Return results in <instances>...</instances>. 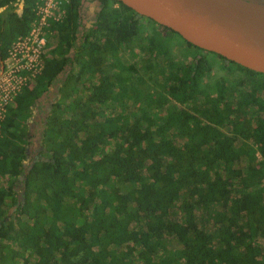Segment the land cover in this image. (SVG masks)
Here are the masks:
<instances>
[{
  "label": "trees",
  "instance_id": "obj_1",
  "mask_svg": "<svg viewBox=\"0 0 264 264\" xmlns=\"http://www.w3.org/2000/svg\"><path fill=\"white\" fill-rule=\"evenodd\" d=\"M36 3L0 0V61ZM82 3L51 24L0 121V264H264V75L149 35L113 0L87 28ZM135 48L140 69L119 55Z\"/></svg>",
  "mask_w": 264,
  "mask_h": 264
},
{
  "label": "water",
  "instance_id": "obj_2",
  "mask_svg": "<svg viewBox=\"0 0 264 264\" xmlns=\"http://www.w3.org/2000/svg\"><path fill=\"white\" fill-rule=\"evenodd\" d=\"M113 1L121 3L139 17L151 20L160 28L178 34L203 52L218 55L227 62L264 75V1ZM19 7L17 13L20 16L22 2Z\"/></svg>",
  "mask_w": 264,
  "mask_h": 264
},
{
  "label": "built area",
  "instance_id": "obj_3",
  "mask_svg": "<svg viewBox=\"0 0 264 264\" xmlns=\"http://www.w3.org/2000/svg\"><path fill=\"white\" fill-rule=\"evenodd\" d=\"M69 2L70 0H37L36 19L29 31L12 42L6 58L0 61V121L4 119L7 106L20 92L28 76L42 70L41 56L51 35L50 26L62 19L64 8Z\"/></svg>",
  "mask_w": 264,
  "mask_h": 264
},
{
  "label": "flooded vegetation",
  "instance_id": "obj_4",
  "mask_svg": "<svg viewBox=\"0 0 264 264\" xmlns=\"http://www.w3.org/2000/svg\"><path fill=\"white\" fill-rule=\"evenodd\" d=\"M101 6H102V0H83V3L81 5L80 11H79L82 20L87 19V21L89 22V25H90V23L94 22V20L96 18L95 15L99 12V9ZM157 29H162V28L157 26ZM51 103H52L51 100L50 101L47 100L46 102H42L41 97H40L38 102L33 107V112H32L33 114L31 117V122L29 124V130H30V134L34 138L33 140H34L35 145H38L37 140L39 139V134H40V125H41L40 121H41V114H42L40 111L43 110L44 112H47L49 110ZM42 115H44V114H42ZM36 147H34V148H36ZM30 149L32 150V148H30Z\"/></svg>",
  "mask_w": 264,
  "mask_h": 264
},
{
  "label": "rangeland",
  "instance_id": "obj_5",
  "mask_svg": "<svg viewBox=\"0 0 264 264\" xmlns=\"http://www.w3.org/2000/svg\"><path fill=\"white\" fill-rule=\"evenodd\" d=\"M260 1H263V0H260ZM113 7H115V8H117L118 6L117 5H115V4H113ZM85 22V24L84 25H86L87 26V28H89V23H86V20H84ZM142 27L144 28V29H148V31L146 30L145 32H147L149 35H152V34H157L158 33V31L157 30H159V29H157V27L156 26H154L153 24H151V23H149L148 21H143L142 22ZM169 37H171L170 35H169ZM172 39H174V38H172ZM174 40H177V39H174ZM177 41H179V39L177 40ZM166 42H168V44L170 43L168 40H166ZM180 42V41H179ZM170 45V44H169ZM134 51H135V53L137 54V55H135V58L134 59H132V55H130L129 54V51L128 50H125V49H120V52H119V55H120V57H121V59L124 61V62H126V63H129V64H135V67H136V69H140V63L139 62H141L142 61V59L143 58H146L147 59V56H148V54L146 53V52H140V51H138L136 48L134 49ZM176 57H179L180 55L179 54H174ZM153 60V59H152ZM207 61L208 62H210L211 64H212V66H213V71H212V75L214 74H217V75H219V73H220V70L222 69L223 70V67H221V65H220V63H218L217 61V59L213 56V55H208V58H207ZM70 69V68H69ZM69 69H67V70H69ZM233 74H234V72H233ZM213 75V76H214ZM235 75V74H234ZM52 89H54L55 90V92H54V96H53V98H52V102L58 97L57 96V89L53 86L52 87ZM156 89L154 88V87H151V86H149V92L150 93H154V91H155ZM32 139H34V138H32ZM37 145H33L32 147H36ZM37 148V147H36ZM255 156H256V158L258 159V160H260V155H259V153L256 151V153H255ZM1 183L2 184H4L5 185V181L3 180V181H1Z\"/></svg>",
  "mask_w": 264,
  "mask_h": 264
},
{
  "label": "crops",
  "instance_id": "obj_6",
  "mask_svg": "<svg viewBox=\"0 0 264 264\" xmlns=\"http://www.w3.org/2000/svg\"><path fill=\"white\" fill-rule=\"evenodd\" d=\"M84 20H86V23H89V22L87 21V19H83V20L81 21L82 24L85 22ZM84 24H85V23H84ZM54 92H55V90L51 88L49 92H46V93L44 94V96L41 97V101H42V102H46L47 100H48V101L52 100V98H53V96H54ZM46 99H47V100H46Z\"/></svg>",
  "mask_w": 264,
  "mask_h": 264
}]
</instances>
